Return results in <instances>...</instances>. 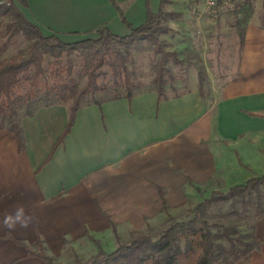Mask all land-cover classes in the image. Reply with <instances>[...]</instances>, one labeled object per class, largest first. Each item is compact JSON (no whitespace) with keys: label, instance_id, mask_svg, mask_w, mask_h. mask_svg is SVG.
Listing matches in <instances>:
<instances>
[{"label":"crops","instance_id":"1","mask_svg":"<svg viewBox=\"0 0 264 264\" xmlns=\"http://www.w3.org/2000/svg\"><path fill=\"white\" fill-rule=\"evenodd\" d=\"M27 1L29 7L19 5L24 15L43 34H56L66 42L91 37L101 27L129 34L131 27L123 18L135 28L146 21L148 10V0ZM162 1L149 0L152 12H158ZM139 96L144 99L141 108L136 105ZM49 107L20 121L22 148L14 132L0 130V264H38L39 257L29 256V251H37L39 240L48 250L47 242L53 248L66 235L73 241L91 238L87 232L93 236L100 225L91 217H101L112 227L116 219L129 223L151 209L150 203L167 202L160 193L165 187L182 193L184 186L212 183L228 191L258 176L253 156H264V28H247L238 75L212 85L209 94L195 88L162 97L151 90L82 104L69 134L44 163L70 116L56 126L55 116L42 112ZM131 127L141 139L127 134ZM108 165L123 167L102 173V179L90 177ZM89 179L95 186L120 188L106 189L105 195L102 187L92 189V204L76 205L72 213L56 212L53 204L40 208V203L60 199ZM18 206L32 217L28 227H4V217ZM255 236L259 244L248 264H264V219Z\"/></svg>","mask_w":264,"mask_h":264},{"label":"rangeland","instance_id":"2","mask_svg":"<svg viewBox=\"0 0 264 264\" xmlns=\"http://www.w3.org/2000/svg\"><path fill=\"white\" fill-rule=\"evenodd\" d=\"M163 9L167 13L168 29L159 36V39L160 45L163 46L167 54L160 51L159 44L149 40H137L127 45L112 43V47L127 53L130 84L121 82L119 87L114 86L116 79L111 68L106 65L102 69L103 75L99 78V83L106 88V91L84 97L83 105H90L111 97L128 98V93L134 96L151 90L158 92L162 97L179 95L195 88H198L203 95L209 94L212 85H222L238 75L242 44L247 28L249 26L264 28L263 0H164ZM10 22L11 17L0 15V61L18 56L28 44L23 34H18L13 38L9 37L7 25ZM95 34H92L91 37H96L97 33ZM119 35L125 34L120 33ZM162 57L167 60L163 73V84L160 85L157 83V77ZM70 61L73 65V82L83 86L86 81L84 67L87 60L74 53L70 57ZM51 62L52 60L48 57L45 64L47 72L38 85L37 98L29 105L18 106L17 118L20 121L31 116L29 113L34 114L39 109L48 106H50L48 110L44 109L42 112L55 116L54 124L56 126L62 118H66L67 121L72 101L69 100L66 103L57 101L54 94L46 97L47 90L44 83L48 82L50 85L54 83V80L49 77ZM61 65L66 74V69L70 65L67 63L66 57L62 60ZM28 88L29 84L23 82L16 88L15 93L25 94ZM143 101L144 99L139 96L136 101L138 108L142 107L140 104ZM135 125L139 126L138 123ZM134 130L132 127L129 128L127 134L131 137L133 135V140L136 137L141 139L142 135L137 136ZM119 141L123 143L122 138ZM263 157L259 159L253 156L257 163L255 164L257 170L254 171L258 173V176L264 175ZM122 167L123 165L113 168L108 165L103 170L91 174L90 177L93 178V175L97 174L98 178L102 179L104 177L101 176L102 173L113 174L117 170L119 172ZM93 181L89 179L87 182L90 184L83 183L78 187H70L72 188L70 192L61 195L60 199L40 203V208H47V205L53 204L56 212L66 209L72 213L75 207L92 204V195H89L92 189L98 190L102 187L105 190L103 192L105 195L106 189L109 192V190L116 191L120 188V186L114 185L95 186ZM210 184L212 183H209L208 186H184L182 193L172 192L170 187H165L164 196L161 197L162 200L165 199L166 194L167 202L165 204L162 205L161 200L150 203L151 209L145 210L144 214L142 213L143 216H139L129 223L125 222L124 224L123 221H120L121 219H116L117 234L114 233L113 227L108 221H103L98 216V218L91 217L90 221L102 224L101 227L98 225L99 228L94 230L93 237L107 252L113 251L120 244L131 242L141 232L151 233L154 237H158L169 225V215L178 221L186 222L195 216L193 209L209 198L213 191H227L226 186H211ZM122 194L125 193L122 191ZM260 196L261 203L258 204L255 199L256 194L253 195L255 201L249 206L248 211H243L244 207L240 200L234 206L231 201L215 203L209 208L208 218L211 222L237 226L246 239L252 240L257 225L264 219V185L261 186ZM234 209L240 211V216L233 214ZM102 211L105 216L111 217L110 211L104 209ZM48 222H51L50 218ZM62 239L64 241L56 243L53 248L51 247L52 243L47 242L48 250L45 248L46 253L54 259L55 264H72L76 258L81 261H89L98 253V245L89 237L73 241L66 235ZM36 250L40 251V246L36 247ZM38 264L48 263L39 258Z\"/></svg>","mask_w":264,"mask_h":264},{"label":"trees","instance_id":"3","mask_svg":"<svg viewBox=\"0 0 264 264\" xmlns=\"http://www.w3.org/2000/svg\"><path fill=\"white\" fill-rule=\"evenodd\" d=\"M111 1L115 4V0ZM163 3L164 0L158 12L154 13L149 7L148 0L146 21L135 28L124 17L123 21L131 27L129 34L118 35L107 27H101L95 30L96 37H86L73 42H66L56 34H43L41 28L30 21L19 7V5L29 7L27 0H4L0 3V15L11 17V22L7 25L9 37L23 34L28 41L25 50L18 56L0 61V130L9 129L14 132L20 141V148L23 147L22 126L17 118L18 106L29 105L37 98L38 85L46 75L45 64L49 57L52 60L49 77L54 80V83L53 85L44 83L47 90L46 97L54 94L57 101H72L67 125L44 161V163L49 162L59 144L69 134L83 98L93 93L106 91V88L99 83L104 66L111 68L116 79L114 86L119 87L121 82L130 84L127 53L112 47L111 44L127 45L137 40H149L160 45L159 36L168 29L167 13L163 9ZM119 11L122 13L121 9ZM159 49L166 53L163 46L160 45ZM74 53L87 60L84 67L86 81L83 86H79L72 80L73 65L70 57ZM64 57L70 64L66 74L61 65ZM166 60L162 57L160 61L157 77V83L160 85L163 84ZM23 82L29 84L28 90L25 94H16V88ZM127 97H132L131 93H128ZM29 114L32 115V113ZM262 185H264V175L252 177L244 184L232 186L228 191H213L209 198L193 209L195 216L188 221H178L169 215V225L158 237L141 232L131 242L120 244L111 252L105 251L98 240L87 232L98 245V253L89 261L76 258L72 264H243V262L248 264L251 253L259 244L256 236L253 235L254 239L249 240L240 233L237 226L211 222L208 211L215 203L231 201L234 206L238 200L243 204V211H248L255 199L256 203H261ZM160 193L164 196L162 189ZM254 194H256L255 199ZM232 212L240 216V211L237 209ZM113 231L117 234L115 226ZM39 246L40 251L30 250L29 256H37L48 264H55L54 259L46 253L41 240H39Z\"/></svg>","mask_w":264,"mask_h":264},{"label":"clouds","instance_id":"4","mask_svg":"<svg viewBox=\"0 0 264 264\" xmlns=\"http://www.w3.org/2000/svg\"><path fill=\"white\" fill-rule=\"evenodd\" d=\"M31 220L32 217L26 215L24 207L18 206L16 207L14 213L7 214L4 217L2 225L9 229H14L17 225L21 227H28Z\"/></svg>","mask_w":264,"mask_h":264},{"label":"water","instance_id":"5","mask_svg":"<svg viewBox=\"0 0 264 264\" xmlns=\"http://www.w3.org/2000/svg\"><path fill=\"white\" fill-rule=\"evenodd\" d=\"M4 0H0V3H2Z\"/></svg>","mask_w":264,"mask_h":264}]
</instances>
